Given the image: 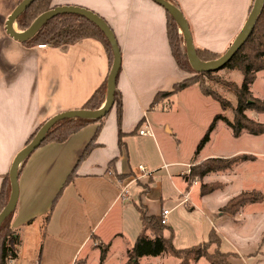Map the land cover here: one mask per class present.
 <instances>
[{"label": "crops", "instance_id": "obj_1", "mask_svg": "<svg viewBox=\"0 0 264 264\" xmlns=\"http://www.w3.org/2000/svg\"><path fill=\"white\" fill-rule=\"evenodd\" d=\"M177 1L189 23L195 47L219 54L225 53L233 43L254 2ZM18 3L19 0H0V188L16 155L38 127L61 112L83 108L110 69L108 52L95 38L58 47L27 45L12 38L5 22ZM54 3L90 9L105 19L113 30L122 58L116 84L121 94L122 115L119 122L114 106L99 131V122H91L63 142H43L23 160L19 167V198L12 218L13 234L7 241L8 250L16 255L20 264H125L127 249L135 243L143 228L138 206H144L148 215L155 216L169 210L166 226L170 231L176 221L173 212L185 204L195 209L197 202L219 217L220 224L228 223V214L221 213L220 209L236 195L213 196L217 189L202 194L203 185L210 181L212 172L204 176V182L190 184L183 177V170H171L184 162L168 160L158 139L161 127L170 134L176 133L168 120L160 123L150 117L158 107V104L152 107L156 95L171 91L176 83L191 76L178 66L172 53L165 8L153 0H54ZM259 78L264 83V70L257 73L251 85L253 95L252 87ZM246 113L264 122L261 120L264 113L252 110ZM220 123L223 122H218L217 127ZM141 129L147 133L140 134ZM215 130L201 152L211 142ZM97 131L94 147L79 161ZM244 134L248 133L240 137ZM146 138H152L158 147L162 167L172 187L163 188L158 183L151 189L157 169L148 168L147 164L144 165L148 174L138 169L143 165L141 160L149 158ZM256 159L254 156L253 160ZM248 161L252 160L241 163ZM70 174L72 178L68 180ZM224 184H228L227 180ZM133 185L137 186L140 204L129 202H133L129 190ZM199 185L198 197H194ZM125 188L127 193H124ZM157 188L158 194L155 193ZM247 190L264 194V188L260 187L242 192ZM165 196L177 204L171 209L164 207ZM194 198L199 200L195 202ZM263 204L264 200L248 204L238 212L243 222L245 212L254 215L255 222L251 226L256 228L255 232L259 230L260 236L264 235V209L255 207L257 212L248 208ZM236 221L242 224L240 219ZM217 234L220 237L219 231ZM231 234L239 235L234 231ZM94 239L105 244L101 246H108L103 262L100 245ZM115 241L122 243L118 263H112L110 254ZM232 254L238 255L237 252ZM151 258L157 260L156 264H162L173 257H142L139 264ZM203 260L195 264H211ZM175 264H178L177 259Z\"/></svg>", "mask_w": 264, "mask_h": 264}, {"label": "trees", "instance_id": "obj_2", "mask_svg": "<svg viewBox=\"0 0 264 264\" xmlns=\"http://www.w3.org/2000/svg\"><path fill=\"white\" fill-rule=\"evenodd\" d=\"M167 1L171 2L181 10L177 0ZM50 5L51 0H36L17 18L16 23L18 24L19 28L21 30H26L40 14L52 8L49 7ZM55 6L58 5H54L53 7ZM252 7L253 4L251 9ZM166 13L167 35L172 53L178 66L184 71L190 73L191 76L182 80L181 82L176 83L171 91L159 92L153 101L152 107H154L155 104H158L160 98H167L177 95L184 89L194 84L199 85L202 94L219 102L222 110L225 111L227 108L233 107L235 115L232 120L220 113L214 116L197 145V154H199L205 145L210 141L211 133L216 129L217 124L220 121H222L232 130V134L235 138L240 137L243 133H248L253 136L264 134V122L256 121L255 119L250 118L246 113L249 110L258 113H264V99L254 97L251 91V85L255 81L257 73L264 70V5L248 39L245 41L239 51L233 56L231 61L228 62L224 67V69L237 68L242 72L243 80L241 85L223 78L215 80L216 82L229 87L236 93L237 104L235 106H233L229 100L222 97L219 93L212 90L211 87L205 83V78L215 79L213 77L215 72L210 71L197 73L192 68L187 57L185 40L181 29L174 18L167 11ZM84 38H95L102 42L108 52L111 69L113 63V50L109 40L101 29L80 15L62 14L52 18L31 39L25 42V44L58 47L73 44ZM196 51L199 58L204 61L214 60L222 56V54L215 53L207 49H200L198 47H196ZM108 76L109 73L101 86L84 104L83 109L97 110L104 104L107 97ZM114 106H116L118 111V121L120 122L122 115V101L121 94L118 90L115 91ZM109 113L105 117L98 120L66 119L60 121L46 134L44 142L51 140L63 142L67 140L71 134L91 122H99V131L106 121ZM43 124H41L31 135L30 139L27 141V144L34 138ZM98 131L95 133L92 141L88 143L79 161L87 156L94 147L93 141ZM253 159L254 156L249 154H241L228 158H207L198 164V170L193 169L192 172L196 173L197 170L196 175L204 177L210 172L227 170L243 161ZM71 178L72 174H70L68 180ZM216 189V187L207 186V189L205 190L203 185L202 194H205L206 192H213ZM10 195L11 181L9 174H7L3 179L0 188V212L8 203ZM263 200L264 194L258 190H252L248 195L245 193H240L227 202V204L224 206L225 213L232 216L238 213L244 206L248 204L259 203ZM138 211L140 213L143 228L135 243L127 249L128 259L125 264H139V259L142 257H157L161 255L172 256L178 260V264H195L203 257L207 258L211 264H232V262L229 260V253L220 251L218 247H216L212 252L209 249L211 245L218 246L220 243L221 238L218 239L219 243L216 241L218 234L215 230L211 231L208 241L188 248H176L173 243V231H170L171 234L168 238L163 235L166 225L161 223L162 216L148 215L147 209L144 206H138ZM14 212L15 210L4 220L0 228V264H6V258L8 255L7 241L13 234L12 218ZM149 231L153 233L152 237L149 235ZM99 248L101 249L100 258L103 262L106 258L108 246L103 247L100 245Z\"/></svg>", "mask_w": 264, "mask_h": 264}, {"label": "rangeland", "instance_id": "obj_3", "mask_svg": "<svg viewBox=\"0 0 264 264\" xmlns=\"http://www.w3.org/2000/svg\"><path fill=\"white\" fill-rule=\"evenodd\" d=\"M20 1L22 0H19V2ZM54 5V0H51V5L49 7H53ZM15 27L18 30H21L17 23H15ZM213 77L215 79L205 78V83L211 87L212 90L219 93L235 106L237 104L236 93L229 87L224 86L215 80L223 78L241 85L243 80L242 72L237 68H223L222 70L216 71ZM263 84L262 78H259L252 87L254 95L261 99H264ZM219 113L225 115L231 120L235 115L233 107L227 108L225 111L222 110L219 102L202 94L198 85L196 88H192L184 94H177L173 98H160L157 110L153 115H150V117H154V120L157 122L160 121V123L168 120L176 134H170L164 131L161 127L158 142L168 160L171 162H184L180 163V166L177 168L172 167L171 170L176 171L179 168L180 170H183L182 172H186L188 170L187 165H191L190 174L186 173V176L183 175V177H185L190 184H193V181L195 180L204 182V177L196 175L198 170L197 166L201 163L199 160L207 159L209 157L228 158L241 154H253L252 156H256V160L241 163L236 167L233 166L234 168L232 167L227 170L210 173V181L204 185V188L206 190L207 186L216 187L217 191L213 196H222L225 194L229 196L237 195L241 193L243 189L251 187L264 188V134L259 136L244 134L240 138H235L232 134V130L224 123H220L213 133L209 145L200 155L196 153L200 139L204 135L214 116ZM261 120H264V115L261 116ZM146 139L149 158L147 160H141V162L143 165L147 164L148 168L154 166V168L157 169V172L154 174V182H151L150 188L154 189L158 183V185H161L163 188L172 187L166 169L165 167H162L163 161L158 154V147L155 145L152 138ZM139 162L140 161H138V164ZM186 162L188 163L186 164ZM161 168L162 170H160ZM193 169H197L196 173L192 172ZM224 180H227V185L224 184ZM200 188V185L195 188L197 191L193 193L194 197H198ZM129 190L131 191L133 199V202L132 200L129 202L132 204H140L139 196L137 195V186L133 185ZM250 191L247 190L242 193L248 195L250 194ZM155 193H159L158 188L155 189ZM164 199L166 201L164 207L167 206L169 209L177 204L175 201H169L166 196ZM194 199L195 202L199 200V198ZM189 206L190 205L186 204L182 205L173 212V216L176 217V221L172 226L173 243L176 248H188L208 241L211 231L217 230L221 233L220 243L218 240L220 237L218 236V238L215 239L219 245H211V247H209L211 252L218 247L220 251L229 253V260L232 264H256V262H258L257 264H264V235L260 236L259 230L255 232L256 228L251 226L252 222H255L253 214L251 215L250 213L245 212L246 219L244 222L242 218H240L239 213L232 216L227 215L229 217L228 223L220 224L219 217L216 218L213 213L209 211L210 209L203 208L199 202L196 203L197 207L195 209H191ZM255 207L262 210L264 209V204L255 205L248 209L259 212ZM220 212L226 215L225 207H222ZM236 219H240L242 224L241 222L236 224ZM261 222L262 220L260 223ZM263 225L264 224H262V226ZM262 226H260V228ZM129 228L133 229L132 226ZM169 229L168 226L165 227L164 236L168 237L170 235ZM233 231L239 235L231 234ZM127 232H129L128 229ZM149 235H153V233L149 231ZM261 238H263V241L260 242ZM230 239H234V241H231ZM94 242L97 245H105L98 239H94ZM120 246H122V243L115 241L110 249L112 263L119 262ZM233 252H237L238 255L232 254ZM166 256L168 257L169 255ZM203 258V261H208L207 258ZM175 262V258H169L165 262H162V264H175ZM156 263L157 260L154 258L143 260L141 262V264Z\"/></svg>", "mask_w": 264, "mask_h": 264}, {"label": "water", "instance_id": "obj_4", "mask_svg": "<svg viewBox=\"0 0 264 264\" xmlns=\"http://www.w3.org/2000/svg\"><path fill=\"white\" fill-rule=\"evenodd\" d=\"M36 0H22L14 8V10L8 16L5 27L7 33L17 41L22 43L31 39L43 26L52 18L62 14H76L80 15L92 23H94L109 40L113 50V63L108 76L107 84V97L104 104L97 110L89 109H76L61 112L49 120H47L41 128L38 130L34 138L16 155L12 167L9 172L11 181V195L8 203L0 212V228L4 220L15 210L18 198H19V167L23 160L34 152L45 140L46 134L51 130L58 122L66 119H92L98 120L105 117L112 109L115 103V91L117 84V77L121 68V51L115 37V34L107 21L100 15L93 12L90 9L73 5H58L40 14L26 30H18L15 27L17 18L26 11ZM157 4L165 8V10L174 18L179 25L181 32L184 36L186 53L190 65L197 73L203 72H216L222 70L228 62L231 61L233 56L239 51L245 41L251 34L255 23L260 15V12L264 5V0H254L253 7L248 15L245 25L236 36L233 43L217 59L204 61L199 58L196 47L193 42L192 33L189 27V23L185 18L183 12L174 4L167 0H153Z\"/></svg>", "mask_w": 264, "mask_h": 264}, {"label": "built area", "instance_id": "obj_5", "mask_svg": "<svg viewBox=\"0 0 264 264\" xmlns=\"http://www.w3.org/2000/svg\"><path fill=\"white\" fill-rule=\"evenodd\" d=\"M139 133L140 134H142V135H144V134H146L147 133V131H145V130H140L139 131ZM188 166V170L186 171V172H184L183 173V175L185 176L186 175V173L187 174H190V172H191V165H187ZM190 166V167H189ZM138 169L142 172V173H145V174H148L147 173V167L145 166V165H139L138 166ZM133 181H135V179H132V182ZM198 183V180H195V181H193V184H197ZM128 192V190H127V188H125L124 189V193H127ZM168 214H169V210H164L163 211V213H162V218H161V223L163 224V225H168V218H167V216H168ZM15 254L12 252V251H10V250H8V255H7V258H6V264H20L17 260H16V256H14Z\"/></svg>", "mask_w": 264, "mask_h": 264}]
</instances>
